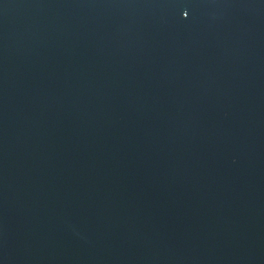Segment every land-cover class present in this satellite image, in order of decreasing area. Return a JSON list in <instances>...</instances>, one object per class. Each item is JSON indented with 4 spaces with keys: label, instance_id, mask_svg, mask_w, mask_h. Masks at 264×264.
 I'll list each match as a JSON object with an SVG mask.
<instances>
[{
    "label": "water",
    "instance_id": "water-1",
    "mask_svg": "<svg viewBox=\"0 0 264 264\" xmlns=\"http://www.w3.org/2000/svg\"><path fill=\"white\" fill-rule=\"evenodd\" d=\"M0 264H264V0H0Z\"/></svg>",
    "mask_w": 264,
    "mask_h": 264
}]
</instances>
